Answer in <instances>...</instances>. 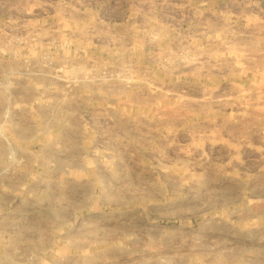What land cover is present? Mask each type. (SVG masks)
<instances>
[{
    "label": "rangeland",
    "instance_id": "1",
    "mask_svg": "<svg viewBox=\"0 0 264 264\" xmlns=\"http://www.w3.org/2000/svg\"><path fill=\"white\" fill-rule=\"evenodd\" d=\"M263 85L264 0H0V264H264Z\"/></svg>",
    "mask_w": 264,
    "mask_h": 264
},
{
    "label": "bare ground",
    "instance_id": "2",
    "mask_svg": "<svg viewBox=\"0 0 264 264\" xmlns=\"http://www.w3.org/2000/svg\"><path fill=\"white\" fill-rule=\"evenodd\" d=\"M215 43H216V45L219 46V47H221V46L223 45V43H222L221 41H217V40H216ZM56 72H57V71H56ZM56 72H55V73H56ZM56 74H58V73H56ZM56 74L53 73V75H51L50 77L53 76L52 79H54V80H55V79L58 80L60 77H62V75L60 76L59 74H58V75H56ZM63 77H64V75H63ZM63 77H62L61 79H63ZM61 79H60V81H61ZM63 80H65V79H63ZM66 80H67V79H66ZM64 82H66V81H64ZM67 82H68V81H67ZM263 86H264V85H263ZM263 86H260V87H263ZM260 87H259V88H260ZM262 89H264V87H263ZM260 90H261V89H260Z\"/></svg>",
    "mask_w": 264,
    "mask_h": 264
}]
</instances>
